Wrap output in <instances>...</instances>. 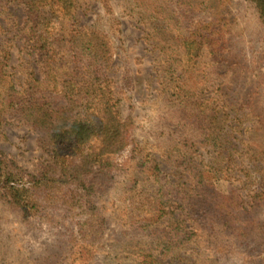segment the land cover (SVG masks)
<instances>
[{"label": "rangeland", "instance_id": "374dc122", "mask_svg": "<svg viewBox=\"0 0 264 264\" xmlns=\"http://www.w3.org/2000/svg\"><path fill=\"white\" fill-rule=\"evenodd\" d=\"M32 22L18 3L0 8V25L9 31L0 27V36L12 40L10 65L22 86L30 82L31 71L42 78L26 40ZM74 26L93 27L107 35L113 52L108 78L117 109L122 117H132L133 142L112 156L109 180H99L107 183L93 196L98 216L91 217L89 210L80 207L83 192L71 184H63L58 194L52 190L53 196H62L57 203L49 200L54 204H47L42 200L44 193L35 190L37 196L32 198L41 201L28 213L0 200V264H139L142 252H148L153 241L168 244L163 228L171 218L166 214L157 220L158 189L164 183L160 194L165 199L177 192L170 188L187 189L191 182L189 170L179 161L180 154L186 155L181 134L173 124L167 129L170 123L158 91L159 48L151 34L162 44L169 40V47L162 45L165 52L170 48L185 54L182 65L193 66L188 84L218 73L219 82L236 87V99L243 107L237 113L222 107L215 145L200 143L193 157L197 169L201 165L215 174L212 181L223 210L244 220L263 219L264 131L256 129L255 111H249L246 98L254 81L264 92V18L258 17L247 0H76L74 16L54 28L58 57L66 54L67 36ZM201 33L215 37L219 47L226 46L224 53L243 57L249 73L241 76L240 64L234 69L220 68L208 56L207 45L188 44L187 39ZM195 53L200 56L190 65ZM251 54L255 58L248 61ZM49 90L53 100L57 92ZM145 154L160 164V185L138 167V158ZM0 156L24 168L19 177H28L26 172L38 174L49 162L36 131L18 118L9 119L2 129ZM206 234L203 231L180 249L167 247L159 258L163 264H264V242L234 238L223 244L219 255L214 253L215 258L206 250L212 242ZM159 251L154 243L151 252L157 255Z\"/></svg>", "mask_w": 264, "mask_h": 264}, {"label": "trees", "instance_id": "16d2710c", "mask_svg": "<svg viewBox=\"0 0 264 264\" xmlns=\"http://www.w3.org/2000/svg\"><path fill=\"white\" fill-rule=\"evenodd\" d=\"M247 2L260 19L264 18V0ZM12 3L20 4L33 18L26 40L31 53H35L34 60L42 78L31 71L27 86L18 84L10 65L12 40L6 35L0 36V135L9 119L18 118L36 131L39 146L49 153V162L38 174L26 172L28 177H19L25 173L24 168L0 156V200L28 213L37 209V203L41 201L32 198L37 196L34 195L35 190L44 193L42 200L47 204H54L62 196H53L52 190L58 194L63 184H71L83 192L84 200L80 207L89 210L91 217L98 216L93 196L107 183L99 180L102 177L109 180L112 156L133 142L132 117H122L117 109L108 78L113 62L110 41L101 30L74 26L76 28H72L67 36L66 54L58 57L54 28L74 16L76 0H0V8ZM0 27L9 34L2 24ZM10 27L18 33L17 29ZM151 35L154 46L159 48L158 91L166 110L165 119L170 123L167 129H171L173 124L176 127L174 131L181 134L186 155L180 154L179 161L180 165L185 164V170H189L191 183L187 189L179 186H176L178 189L170 188V191L177 192L163 199L160 194L164 185L159 182L162 180L160 164L150 154L138 158V167L161 184L156 206L157 220L166 214L171 218L163 228V238L169 241L166 242L168 244L161 246L160 240L153 241L151 244L156 243L159 254L154 255L152 245H149L146 248L148 252H142L139 264H163L159 257L167 247L172 245L180 249L187 242L197 240L203 231L212 241L206 248L211 255H219L223 244L234 238L246 237L263 243L264 218L244 220L223 210L212 181L215 174L201 165L197 169L193 157V150L197 151L200 143L215 145L220 109L225 107L237 113L243 107L241 100L236 99V87L219 82L216 77L221 74L218 73L203 82L188 84L193 66L182 65L185 54L181 56L170 48L165 52L162 45L169 47V40L162 44L160 38ZM198 35L199 38H195ZM186 41L189 45H207L208 56L215 64H221L220 68L234 69L240 64L241 76L250 71L243 57L233 56L227 51L224 53L227 47H219L215 37L201 33ZM251 55L248 61L254 60L256 54ZM199 56L195 53L190 65H195ZM255 82L248 88L246 104L250 112L255 111L256 129L264 131V92L261 84ZM49 87L57 92L53 100ZM14 170L18 173H13ZM195 263L216 264L213 261Z\"/></svg>", "mask_w": 264, "mask_h": 264}]
</instances>
